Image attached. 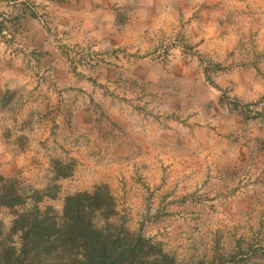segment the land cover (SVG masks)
<instances>
[{
    "label": "rangeland",
    "instance_id": "rangeland-1",
    "mask_svg": "<svg viewBox=\"0 0 264 264\" xmlns=\"http://www.w3.org/2000/svg\"><path fill=\"white\" fill-rule=\"evenodd\" d=\"M139 1L138 11L145 9L149 19L129 22L133 7L126 6L117 20L125 25L121 46L100 47L91 31L94 44L62 46L84 89L73 99L99 108L114 105L135 132L168 120L164 151L170 163L186 167L193 160L196 167L198 160L216 180L203 181L179 212L162 217L158 235L147 236L146 227L132 230L120 212L112 222L153 239L176 264H264V252L254 248L264 244L258 231L264 227V13L254 11L252 0L234 7L233 0ZM45 7L39 0H0V56L21 48L25 23L55 35ZM205 156L211 162L200 163ZM75 160L51 159L48 169L46 162L43 172L55 174L39 181L40 188L21 173L7 178L27 192L58 185L57 198L39 207L62 215L65 199L59 193L74 175ZM57 161L68 165L70 176L57 179ZM13 220L9 209L0 208L6 232Z\"/></svg>",
    "mask_w": 264,
    "mask_h": 264
},
{
    "label": "crops",
    "instance_id": "crops-1",
    "mask_svg": "<svg viewBox=\"0 0 264 264\" xmlns=\"http://www.w3.org/2000/svg\"><path fill=\"white\" fill-rule=\"evenodd\" d=\"M39 2L51 15L55 35L40 28L34 31L25 23L21 29L24 34L17 40L21 48L13 56L8 52L0 56V174L12 177L21 173L40 188L39 181L55 174L43 172L46 162L48 169L51 159H77L74 175L59 193L63 201L68 195L106 184L116 198L118 211L130 224L138 229L146 227L147 236L158 235L162 217H173L187 197L202 188L203 181L216 180V173L210 176L202 165L198 167L197 159L196 167L193 160L186 167L170 163L172 157L164 151L168 120L159 118L151 128L135 132L114 105L100 104L99 108L75 101L73 93L83 91V85L62 53L65 44H94L90 31L100 47L126 43L122 35L125 25L117 23L118 16L128 6L133 7L129 22L147 21V11H138L143 3ZM234 4L243 3L233 0ZM251 5L254 11L264 13V0H252ZM26 40L33 42L27 44ZM206 158L199 159L200 163H206ZM206 160L209 163L212 159ZM168 164L170 168L163 169ZM135 226L131 229L136 230ZM258 227L264 233V227ZM254 248L264 252V244Z\"/></svg>",
    "mask_w": 264,
    "mask_h": 264
},
{
    "label": "trees",
    "instance_id": "trees-1",
    "mask_svg": "<svg viewBox=\"0 0 264 264\" xmlns=\"http://www.w3.org/2000/svg\"><path fill=\"white\" fill-rule=\"evenodd\" d=\"M54 165L57 179L70 176L68 165ZM58 190L27 192L0 174V208L14 216L8 232L0 222V264H176L153 239L112 222L119 211L107 185L67 196L62 215L41 210L39 203L57 198Z\"/></svg>",
    "mask_w": 264,
    "mask_h": 264
}]
</instances>
